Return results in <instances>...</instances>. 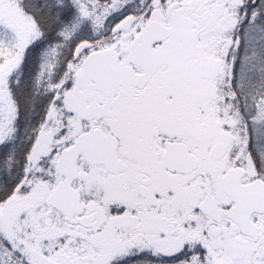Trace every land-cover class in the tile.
I'll use <instances>...</instances> for the list:
<instances>
[{"label": "snow or ice", "instance_id": "6c2138e0", "mask_svg": "<svg viewBox=\"0 0 264 264\" xmlns=\"http://www.w3.org/2000/svg\"><path fill=\"white\" fill-rule=\"evenodd\" d=\"M0 264H264V0H0Z\"/></svg>", "mask_w": 264, "mask_h": 264}]
</instances>
